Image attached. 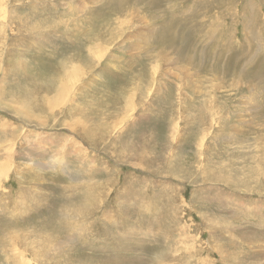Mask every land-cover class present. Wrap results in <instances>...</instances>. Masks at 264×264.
<instances>
[{
  "label": "rangeland",
  "instance_id": "obj_1",
  "mask_svg": "<svg viewBox=\"0 0 264 264\" xmlns=\"http://www.w3.org/2000/svg\"><path fill=\"white\" fill-rule=\"evenodd\" d=\"M0 264H264V0H0Z\"/></svg>",
  "mask_w": 264,
  "mask_h": 264
}]
</instances>
